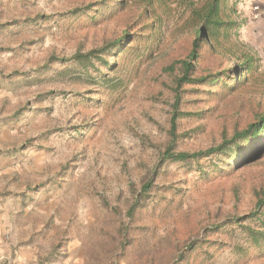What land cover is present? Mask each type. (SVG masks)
<instances>
[{
    "label": "rangeland",
    "instance_id": "374dc122",
    "mask_svg": "<svg viewBox=\"0 0 264 264\" xmlns=\"http://www.w3.org/2000/svg\"><path fill=\"white\" fill-rule=\"evenodd\" d=\"M142 1L120 11L117 0H0V264H264L245 228L259 222L236 223L264 197V157L164 158L174 64L192 42L185 6L205 0H169L157 38L134 16ZM231 2L241 24L231 39L256 61L233 90V72L179 90V110L192 115L178 119L174 151H205L264 114L262 5ZM125 31L139 40L95 68L49 62ZM227 66L207 55L196 74Z\"/></svg>",
    "mask_w": 264,
    "mask_h": 264
},
{
    "label": "trees",
    "instance_id": "16d2710c",
    "mask_svg": "<svg viewBox=\"0 0 264 264\" xmlns=\"http://www.w3.org/2000/svg\"><path fill=\"white\" fill-rule=\"evenodd\" d=\"M140 1V0H139ZM138 0H117V10L124 11L128 4H135ZM144 5L134 13V16L140 20H144L142 25L146 36L152 34L154 38L161 35L162 27L165 23V17L171 13L169 0H143ZM94 4L90 5V8ZM107 4H103L100 12L108 8ZM237 5L231 0H205L201 5L194 1H190L185 6V11L189 12L188 23L192 25V42L189 53L185 59L177 60L175 66H181L182 74L177 80V88L175 90V102L172 105L173 112L170 120V136L171 141L164 158L174 162H186L204 158H218L220 161L235 155L236 158L244 157L239 166H246L253 159L264 157V114L258 115L252 122L248 123L242 129H235L231 136H225L220 144L210 147L205 151L185 152L174 151V143L178 136V119L192 115L190 112H181L179 110L180 101L182 99L179 90L184 86L187 87H217L221 81L225 83L227 79L226 72H233L237 76H231L228 84L235 80V84L231 87L233 90L242 82L244 69L251 66L256 60L251 55V51L237 48V45L231 39L233 31L239 29L241 24L235 20L237 15ZM99 10V8H98ZM133 35L129 31H125L122 35L103 47L90 50L86 53L77 52L70 58L59 59L51 57L50 63L56 61L68 62L73 61L83 70L95 68V61L106 62L102 55L110 52L112 49L125 48L131 41L136 42L138 38L133 39ZM136 36V34H135ZM141 38V37H140ZM139 40V39H138ZM207 55L218 57L227 62L228 69L208 72L202 75L196 74V67L199 60L206 58ZM249 69V68H248ZM173 71V67L170 68ZM182 93V92H181ZM233 164L227 162L223 167H216L219 172H226ZM152 187V183L148 182L143 186V191L147 192ZM138 202L135 204L137 205ZM250 220L260 224L259 230L254 226H247L249 238L254 246L262 247L264 245V197H259L256 203V210L249 213L243 218H237L236 223ZM224 226L226 222H224ZM215 227L218 225H214ZM219 227V226H218Z\"/></svg>",
    "mask_w": 264,
    "mask_h": 264
},
{
    "label": "crops",
    "instance_id": "0c3cea01",
    "mask_svg": "<svg viewBox=\"0 0 264 264\" xmlns=\"http://www.w3.org/2000/svg\"><path fill=\"white\" fill-rule=\"evenodd\" d=\"M245 1H247V0H245ZM251 1H255L256 3L258 2L259 4H261L262 5L263 12H264V0H251ZM262 16H263L262 19H264V13H263ZM260 23H262V22H260ZM263 25H264V23H263Z\"/></svg>",
    "mask_w": 264,
    "mask_h": 264
},
{
    "label": "built area",
    "instance_id": "2783aa9c",
    "mask_svg": "<svg viewBox=\"0 0 264 264\" xmlns=\"http://www.w3.org/2000/svg\"><path fill=\"white\" fill-rule=\"evenodd\" d=\"M253 10H254V11H258V10H259L258 5H254Z\"/></svg>",
    "mask_w": 264,
    "mask_h": 264
}]
</instances>
